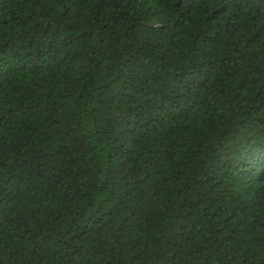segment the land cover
Listing matches in <instances>:
<instances>
[{"label":"trees","instance_id":"obj_1","mask_svg":"<svg viewBox=\"0 0 264 264\" xmlns=\"http://www.w3.org/2000/svg\"><path fill=\"white\" fill-rule=\"evenodd\" d=\"M0 264H264V0H0Z\"/></svg>","mask_w":264,"mask_h":264}]
</instances>
